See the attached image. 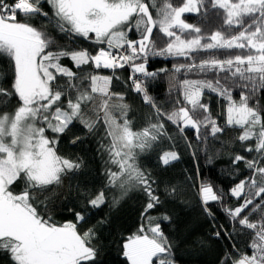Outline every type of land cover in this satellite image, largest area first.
Instances as JSON below:
<instances>
[{"label":"snow or ice","instance_id":"snow-or-ice-1","mask_svg":"<svg viewBox=\"0 0 264 264\" xmlns=\"http://www.w3.org/2000/svg\"><path fill=\"white\" fill-rule=\"evenodd\" d=\"M45 4L51 15L44 11ZM206 5L218 14L222 10L224 24L239 30L230 35L215 31L206 37L201 28L186 22V13L207 16ZM36 17L45 18L61 34L90 41L94 51L61 46L42 27L25 22ZM154 29L167 38L165 47L157 49L152 39ZM133 31L138 38H130ZM232 49L245 50L247 54L196 62L200 52ZM0 54L12 62L11 87L19 104L13 114L0 115V253H7L12 264H98V252L92 244L94 229L81 232L77 228L87 223L85 215L75 212L76 222L57 224L47 212L50 198L43 196L53 186L61 185L63 176L75 174L82 166L77 160L57 154L60 136L75 127L74 122L90 133L98 122L106 126L110 143L104 150L109 163L116 166L115 171H106L105 188L85 193L87 207L104 205L110 198L106 194L110 189H118L121 198L131 189L142 191L146 197L142 220L146 222L141 224L139 234L128 238L123 255L130 264H175L173 244L160 223L171 221V217L149 214L164 203L158 182L137 163L139 153L150 150L161 138L172 137L161 121L133 131L124 95L111 91L116 70L125 66L132 71V90L155 110L157 117L176 126L189 148L192 145L184 133L193 131L198 150L209 153L208 164L220 156L219 150L209 152V140L223 145L225 142L219 138L227 129L239 130L236 140L245 153L255 155L251 159L233 155L231 164L238 168L242 163L250 175L227 194L208 179H201L199 168L195 180L189 179L198 189L204 214L213 222L215 238L231 240L237 224L251 230V255L233 244L231 251L224 252L220 264H264V112L249 104L264 90V0H182L178 6L163 0L159 7L157 0H0ZM150 56L188 61L172 67L174 74L183 73L186 78L178 81L180 98L169 113L162 112L149 95L147 82L168 71H149ZM63 58L79 71L64 65ZM83 66L112 70L113 75L85 73ZM190 73H211L216 79H189ZM233 88H240L239 100L233 98ZM206 89L224 101L219 114L225 116L223 125L202 102ZM0 95L10 97L12 92L0 87ZM179 159V153L171 150L160 156L164 166ZM20 184L22 189L15 191ZM164 191L172 196L176 188L166 187ZM226 195L239 203L225 206ZM111 202L115 205L119 200L111 197ZM210 204L220 206L231 231L219 223Z\"/></svg>","mask_w":264,"mask_h":264},{"label":"trees","instance_id":"trees-1","mask_svg":"<svg viewBox=\"0 0 264 264\" xmlns=\"http://www.w3.org/2000/svg\"><path fill=\"white\" fill-rule=\"evenodd\" d=\"M9 3L12 0H8ZM148 2V0H146ZM163 0H157L159 7ZM174 6L182 3V0H171ZM208 14L204 16L202 13H186L184 19L187 23L193 24L201 28V34L210 36L215 31H221L225 35L235 34L239 29H229L222 19V10L212 9L209 5ZM44 11H51L49 6L44 5ZM153 16L156 17V10L153 9ZM21 19L20 15L17 16ZM25 22L41 28L53 36L61 46L67 48H87L94 51V45L81 37L68 36L59 33L48 21L43 17H36ZM130 38H138V34L133 31L129 34ZM157 49L166 46L167 38L163 36L158 29H154L152 37ZM245 50H219L212 52H200L196 56V62L210 57L217 59H226L235 55H246ZM185 58H164L149 57L148 70L159 71L161 68L168 69L167 72H161L155 79L147 82L149 95L154 99L157 107L164 113L171 112L180 98L181 89L178 81H182L185 77L183 73L174 74L171 70L174 64L186 63ZM62 63L73 71H79L75 68L68 58H63ZM83 72H94L101 75H113L112 70L93 69L91 66H83ZM131 68L125 66L123 69L116 70L112 81V87L119 88L124 95V102L129 105L127 119L131 122L133 131H140L147 127L150 123L158 121L163 122L168 136L171 140L161 138L154 144L150 150L139 153L137 163L141 170L150 172L157 180L159 187V195L164 201L163 206L150 211V215L158 216L167 214L171 217V221H160L162 229L169 237L173 244V258L175 264H220V260L226 250L231 251L232 245L235 244L237 249L247 252L251 255V249L248 247L251 241V230H245L242 226L236 225L237 231L232 234V239L227 237L217 239L213 236V222L204 214L197 195L198 189L190 181L189 178L195 180L197 168H199L201 179H208L214 186H219L227 194L229 189L238 183L250 173L241 163L238 168H234L231 164V156L240 154L246 155L251 159L253 154L244 152L241 142L236 140L240 134L239 130L227 129L220 136V141L225 143L222 145L219 141L209 140V152L214 154L219 150V158L213 159L211 164L207 162V155L197 148V141L193 131L185 130L184 135L191 142L192 147L189 148L184 139L181 138L176 126L172 125L166 118L157 117L155 110L148 106L142 99L141 95L132 90L130 76ZM138 75V74H137ZM175 75V79L173 76ZM221 77L224 75L220 74ZM189 79H210L215 82L214 74H196L187 75ZM14 81V70L12 62L4 55L0 54V87L12 92L9 97L0 95V115L8 113L13 114L19 106L18 98L12 90ZM223 84L225 81L220 80ZM63 83V81H61ZM231 84V81L228 82ZM233 98L239 100L240 88H233ZM258 101V105H257ZM202 102L209 105L214 117L218 119L221 125L225 122V116L219 115L223 111L224 101L215 93L205 90ZM250 106H258L264 112V90H260L256 96L249 101ZM120 120V118H119ZM122 122V120H120ZM75 127H71L70 131L60 136L57 144V154L65 158H71L82 163L81 168L75 174L69 173L62 177V183L59 186H53L50 192H46L43 196H48L47 212L52 219L61 224L64 222H76L74 213L81 212L85 215L87 223L77 225L79 231H86L93 228L95 238L92 241L93 246L98 252V264H130L128 259L123 255L124 244L128 238L139 234L142 223V213L146 203V197L142 191L131 189L126 196L121 198L118 189H110L106 193L109 200L100 208L87 207L85 193H95L98 189L105 188L107 184L106 171L110 168L116 170V166L109 163L107 152L100 145V138L94 132H89L82 124L74 122ZM38 126H42L40 123ZM49 136L52 134L47 133ZM80 137L79 140H76ZM76 140V143H72ZM246 145L247 142H244ZM202 147V146H201ZM176 151L179 153L180 159L172 162L168 166H164L160 160L163 151ZM195 152V156L193 153ZM155 186V185H154ZM175 187L176 193L168 196L164 189ZM22 184L15 188L20 191ZM42 196V198H43ZM111 197L119 200L118 204L111 202ZM239 203L230 195H226L224 204L227 207H235ZM212 212L217 217L220 224L231 231L228 218L222 212L220 206L210 204ZM219 225H217L218 227ZM0 264H12L7 253H0Z\"/></svg>","mask_w":264,"mask_h":264},{"label":"rangeland","instance_id":"rangeland-1","mask_svg":"<svg viewBox=\"0 0 264 264\" xmlns=\"http://www.w3.org/2000/svg\"><path fill=\"white\" fill-rule=\"evenodd\" d=\"M111 91L122 94L120 89L116 87H111ZM114 115H117V119L119 120L120 117L118 116V114H114ZM93 132L96 133L98 137L101 139L99 143L103 147V150H104V147L110 143V137L107 136L106 126L103 125L102 122H98L97 127ZM104 154H105V150H104Z\"/></svg>","mask_w":264,"mask_h":264}]
</instances>
